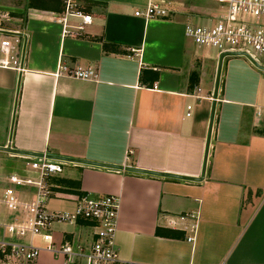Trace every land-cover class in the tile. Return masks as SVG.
I'll return each instance as SVG.
<instances>
[{
  "label": "crops",
  "instance_id": "0c3cea01",
  "mask_svg": "<svg viewBox=\"0 0 264 264\" xmlns=\"http://www.w3.org/2000/svg\"><path fill=\"white\" fill-rule=\"evenodd\" d=\"M75 1L92 21L64 37L53 20L62 0H5L27 43L22 73L0 68V152L22 161L7 175L0 166V191L9 176H27L29 159L84 162L62 161L51 177L62 182L50 187L60 205L49 199L47 209L117 196L123 264H264V121L254 119L264 71L243 57L224 59L214 101L217 52L184 34L196 21L136 17L149 0ZM59 63L97 78L57 77ZM16 190L24 200L34 193ZM94 233L83 221L52 228L54 242L85 249ZM38 262L65 264L47 252Z\"/></svg>",
  "mask_w": 264,
  "mask_h": 264
},
{
  "label": "built area",
  "instance_id": "2783aa9c",
  "mask_svg": "<svg viewBox=\"0 0 264 264\" xmlns=\"http://www.w3.org/2000/svg\"><path fill=\"white\" fill-rule=\"evenodd\" d=\"M213 17L206 24H188L185 37L198 47L217 52L218 57H243L254 67L264 71V0H214ZM173 4L169 0H149L143 11L135 16L145 21L171 17ZM18 12L0 0V68L17 73L24 71L27 35L17 23ZM78 20L71 25L69 20ZM53 20L62 24L64 37H77L92 21L75 0H63V11ZM56 76L81 81H95L92 69H68L58 64ZM197 92H200L198 89ZM187 107L186 115H189ZM255 121H264V107L256 108ZM63 162L44 154L29 159L26 177L11 175L9 187L0 191V264H39L42 252L58 258L65 264H123L115 245L119 199L117 196H82L76 200L71 212H50L46 202L52 196L47 181L62 173ZM29 187L34 193L29 200L21 199L16 188ZM88 222L95 230L89 248L53 241L52 228L64 223ZM39 241L43 246L36 244ZM190 242L191 239H188Z\"/></svg>",
  "mask_w": 264,
  "mask_h": 264
},
{
  "label": "rangeland",
  "instance_id": "374dc122",
  "mask_svg": "<svg viewBox=\"0 0 264 264\" xmlns=\"http://www.w3.org/2000/svg\"><path fill=\"white\" fill-rule=\"evenodd\" d=\"M9 2L11 3V1ZM169 2L173 4L171 17L178 16L177 18H190L193 21H196L195 23L197 24H204L205 20L213 17L215 13L214 11L216 9L214 0H169ZM0 166L7 170L5 174L7 175L11 173L10 168L19 166V169H21L22 161L18 159H11L8 157L7 153L0 152ZM19 176L26 177V175L22 176V174H20ZM57 180L58 179H56V177L49 178L47 184L49 185V187H54V185H56L57 183ZM50 199H52L51 201H54V205H60L58 202H56L60 200H54L53 198ZM78 264H85V262H81Z\"/></svg>",
  "mask_w": 264,
  "mask_h": 264
},
{
  "label": "water",
  "instance_id": "95a60500",
  "mask_svg": "<svg viewBox=\"0 0 264 264\" xmlns=\"http://www.w3.org/2000/svg\"><path fill=\"white\" fill-rule=\"evenodd\" d=\"M223 57H224V55H221L219 57V60H218V66H217V72H216V78H215V85H214V92H213V100L214 101L216 100L217 93H218V86H219V80H220V73H221V68H222ZM213 117H214V109H212L211 115H210L209 131H208V138H207V143H206V157H207L208 147H209V142H210V134H211V130H212ZM52 158L55 159V160L63 161V162H72V163L85 164L84 162L74 161V160H70V159H63V158H58V157H52ZM190 180L196 181V179H190Z\"/></svg>",
  "mask_w": 264,
  "mask_h": 264
},
{
  "label": "trees",
  "instance_id": "16d2710c",
  "mask_svg": "<svg viewBox=\"0 0 264 264\" xmlns=\"http://www.w3.org/2000/svg\"><path fill=\"white\" fill-rule=\"evenodd\" d=\"M103 46H104V49H105V50L108 49V45L104 44ZM61 182H62V181H61ZM61 182H60V181H57V184L60 185Z\"/></svg>",
  "mask_w": 264,
  "mask_h": 264
}]
</instances>
